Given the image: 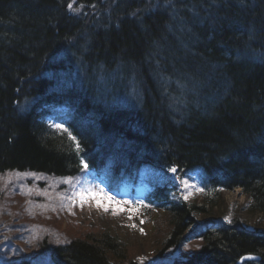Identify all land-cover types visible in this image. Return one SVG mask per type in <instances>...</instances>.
Wrapping results in <instances>:
<instances>
[{
    "label": "trees",
    "instance_id": "1",
    "mask_svg": "<svg viewBox=\"0 0 264 264\" xmlns=\"http://www.w3.org/2000/svg\"><path fill=\"white\" fill-rule=\"evenodd\" d=\"M251 1L0 0V173L75 176L85 162L142 184L148 171L151 212L167 215V232L155 233L166 238L153 237L159 256L199 215L189 236L202 243L181 264H238L246 254L260 260L242 264H264V0ZM128 64L137 71L115 72ZM171 167L202 176L214 196L183 200ZM223 188L243 190L261 216L254 230L237 216L219 221ZM102 231L53 249L44 237L31 250L62 264H120L127 243ZM14 257L3 264H32Z\"/></svg>",
    "mask_w": 264,
    "mask_h": 264
},
{
    "label": "rangeland",
    "instance_id": "2",
    "mask_svg": "<svg viewBox=\"0 0 264 264\" xmlns=\"http://www.w3.org/2000/svg\"><path fill=\"white\" fill-rule=\"evenodd\" d=\"M182 184L188 198L203 200L204 187L199 178L183 180ZM109 197L107 191L91 184L86 174L66 178L31 170L0 173V264L15 255L20 258H14L32 264H49L48 256L59 262L57 254L50 251L40 252L35 258L34 253L38 251L33 252L31 248L44 237L49 239L53 249L90 232H104L102 230L121 234L127 243L120 264H127L129 257L137 264H180L201 244L200 240L190 237L163 252L161 259H156L158 243L153 242V237L159 236L157 240L166 238L165 233H155L160 229L167 232V215L160 217L159 226L151 227L150 232V226L136 204L126 197ZM223 198L226 201L225 221L237 216L242 224L253 226L261 220L259 214L249 212V200L240 189L224 191ZM65 214L68 216L62 219ZM212 222L208 229L215 228L211 226ZM199 226L194 225L189 232L197 231Z\"/></svg>",
    "mask_w": 264,
    "mask_h": 264
},
{
    "label": "bare ground",
    "instance_id": "3",
    "mask_svg": "<svg viewBox=\"0 0 264 264\" xmlns=\"http://www.w3.org/2000/svg\"><path fill=\"white\" fill-rule=\"evenodd\" d=\"M256 0H252L251 2H254V4L256 3L255 2ZM74 6V4L73 5H71V7H73ZM68 9L70 10V7H68ZM75 14L77 15V16H80L81 14H82V12L80 11V10H77V11H75ZM84 33H82L81 32V36L83 35ZM117 71H121V72H125V73H127V74H129V73H134V72H136L137 71V69L132 65V64H128V65H123V67H122V69H118V70H116L115 72H117ZM131 76H129V78H130ZM134 78H137V77H134ZM17 92V91H16ZM33 91H31V93H32ZM73 94L75 93V88L71 91ZM210 92V90H208L207 91V93H209ZM19 92H17V94H18ZM49 93V92H48ZM28 94H30V92H28V91H24V92H22L21 94H20V97H26V96H28ZM56 94H58V93H56ZM80 99H82L83 98V96L85 95V92H80V93H75ZM47 97H49L48 95H45V96H43L41 99L44 101ZM138 98H140V96H137V100L136 101H132L133 102V104L135 105V106H138L139 107V105L141 104V103H143L142 101H141V98L140 99H138ZM206 99H208L207 101H209L208 103H215L214 101H216V100H214V101H212L213 99H214V97L212 96V95H208L207 97H206ZM27 101V100H26ZM47 102H48V99L46 100ZM208 103H206V104H204V103H201V105H202V107L203 108H205V109H207L209 106H207L208 105ZM27 104H28V102H27ZM21 106H24L23 105V102H22V105ZM22 112L23 113H27L28 114V112H27V108H25L24 109V107H22ZM22 113V114H23ZM204 114H205V112H204ZM41 120H39V122H40ZM263 128H264V126H263ZM92 149H94V150H96V148H92ZM108 153H105V157L110 161V163H111V165L112 166H114L115 164H117V162H114V159L115 158H113L112 160H111V156H112V151H110V150H108L107 151ZM262 161H264V155H263V159H262ZM197 165H200L199 163L197 164ZM213 169H217V168H213ZM220 170L221 171H219L218 172V175L216 174L217 172H215L214 173V177L215 178H218V179H221V176H225V170H226V167L225 166H220ZM224 171V172H223ZM216 174V175H215ZM237 189H240L241 190V192H242V194H244V192H243V190L241 189V188H237ZM245 195V194H244ZM200 223V216L198 215L197 217H196V221H195V224L194 225H198ZM193 225V226H194ZM190 230V229H189ZM189 230H187V233L186 234H188V233H190L189 232ZM188 239V237H187V235L185 236V238L182 240V241H186ZM181 241V242H182ZM255 255V254H254ZM257 255V254H256ZM257 256H259V255H257Z\"/></svg>",
    "mask_w": 264,
    "mask_h": 264
},
{
    "label": "water",
    "instance_id": "4",
    "mask_svg": "<svg viewBox=\"0 0 264 264\" xmlns=\"http://www.w3.org/2000/svg\"><path fill=\"white\" fill-rule=\"evenodd\" d=\"M260 260V256L254 255V254H247L240 258L239 264H242L244 261H258Z\"/></svg>",
    "mask_w": 264,
    "mask_h": 264
},
{
    "label": "snow or ice",
    "instance_id": "5",
    "mask_svg": "<svg viewBox=\"0 0 264 264\" xmlns=\"http://www.w3.org/2000/svg\"><path fill=\"white\" fill-rule=\"evenodd\" d=\"M69 7L71 8V5H69ZM57 127H58V128H61V127H62V125H57ZM73 139H75V138L73 137ZM84 167H85V168H87V167H88V165L85 163V164H84ZM172 171H173V172H175V171H176V169H175V168H173V169H172ZM93 195H94V194H93ZM82 199H83V197H82ZM109 199H111V197H109Z\"/></svg>",
    "mask_w": 264,
    "mask_h": 264
}]
</instances>
